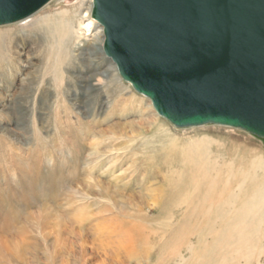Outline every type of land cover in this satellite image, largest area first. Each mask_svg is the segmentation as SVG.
I'll return each instance as SVG.
<instances>
[{
	"label": "rangeland",
	"instance_id": "374dc122",
	"mask_svg": "<svg viewBox=\"0 0 264 264\" xmlns=\"http://www.w3.org/2000/svg\"><path fill=\"white\" fill-rule=\"evenodd\" d=\"M91 3L69 65L21 41L0 74V264H264V140L158 115L103 52Z\"/></svg>",
	"mask_w": 264,
	"mask_h": 264
},
{
	"label": "water",
	"instance_id": "95a60500",
	"mask_svg": "<svg viewBox=\"0 0 264 264\" xmlns=\"http://www.w3.org/2000/svg\"><path fill=\"white\" fill-rule=\"evenodd\" d=\"M50 0H0V24ZM103 51L176 127L241 129L264 140V0H92Z\"/></svg>",
	"mask_w": 264,
	"mask_h": 264
},
{
	"label": "bare ground",
	"instance_id": "6f19581e",
	"mask_svg": "<svg viewBox=\"0 0 264 264\" xmlns=\"http://www.w3.org/2000/svg\"><path fill=\"white\" fill-rule=\"evenodd\" d=\"M55 1H57V0H53V2H55ZM64 3H65L64 7L58 12H52L51 9H49V10L46 9V10H42V11L38 12L37 14H35L33 16L30 15L29 17H26V19L24 18L18 22L10 23V24H14L12 26L1 27L4 25L0 24L1 25L0 26V74L5 73V71L8 70V68L13 69L15 64L20 63V60L22 58L21 55H23V53H22L23 49L18 48V46H19V42H21V41H22V45L25 42L31 43L33 48H35L37 51L36 53L33 52L34 57L39 58V59L44 58L43 60L46 61V64L47 63L48 64L54 63L55 66H57V67H62L61 66V65H63L62 63H65L66 65L70 64V59H69L70 56H69V53L67 51V47H68L67 45L71 44L70 40L72 38V34H73L74 29H75L74 24L77 20L76 17H77L79 5H80V0H65ZM91 6H92V3H91ZM91 6H89V8H87V11L91 12V9H92ZM89 23H90V21H89ZM89 23H87V24H89ZM10 24H5V25H10ZM103 40H104V36H103ZM30 60L31 59L29 57L28 58L26 57L25 61L30 64ZM87 88L92 90L91 86H88ZM93 91H94V93L96 92V90H93ZM97 92H98V90H97ZM96 96H97V94H96ZM192 127H194V126H192ZM200 171H201V168H200ZM218 173H219V171H218ZM191 175H193L192 172H191ZM199 175H200V173H199ZM226 175H227V173H226ZM194 186H197V183H196V185L194 184ZM218 192H220V191H218ZM184 193H186V192H184ZM194 195H195V193H194ZM218 206H220V205L218 204ZM231 220H233V219H231ZM232 222L235 223V221H232ZM245 222H244V225H245ZM234 223H233V225H234ZM242 223H241V225H242ZM239 228H240V225H239ZM239 228H236V230ZM222 229H224V228H221V230ZM243 230H245V229H243ZM224 231H225V229H224ZM221 232L222 231L219 232V235L221 234ZM234 232L235 231H233L232 233H230V232L229 233L233 234ZM222 233H224V232H222ZM237 234H238V232H237ZM223 235H225V234H223ZM223 235H222V237H223ZM226 236H227V232H226ZM228 236L225 238H228ZM231 236H234V235H231ZM235 236H237V235L235 234ZM244 238H246V237L244 236ZM247 238H248V235H247ZM231 239L232 238L229 239V242L231 241ZM233 239H235V238L233 237ZM242 240L244 241V239H242ZM242 240H240V241H242ZM246 252H247V250H246ZM219 256H221V255H219ZM225 262H227V261H225Z\"/></svg>",
	"mask_w": 264,
	"mask_h": 264
}]
</instances>
